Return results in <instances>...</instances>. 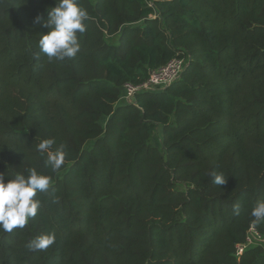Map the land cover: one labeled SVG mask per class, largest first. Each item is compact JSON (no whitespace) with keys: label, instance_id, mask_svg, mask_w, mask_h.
<instances>
[{"label":"trees","instance_id":"16d2710c","mask_svg":"<svg viewBox=\"0 0 264 264\" xmlns=\"http://www.w3.org/2000/svg\"><path fill=\"white\" fill-rule=\"evenodd\" d=\"M78 2L80 50L59 61L34 24L56 0H0V173L51 178L36 217L0 229V264H256L264 243L237 247L251 227L264 238L251 216L264 201V0ZM174 59L186 68L170 87L121 101ZM44 139L64 145L58 171Z\"/></svg>","mask_w":264,"mask_h":264},{"label":"clouds","instance_id":"9594fccd","mask_svg":"<svg viewBox=\"0 0 264 264\" xmlns=\"http://www.w3.org/2000/svg\"><path fill=\"white\" fill-rule=\"evenodd\" d=\"M47 19L37 15L34 24H42L48 28L38 41V48L49 60L64 61L76 56L80 50L78 33L85 31L84 21L88 19L86 9L80 6L78 0H56L55 6L46 10ZM55 141L44 139L36 144V150L46 154V165L53 171H58L65 163L66 153L64 145L53 150ZM213 182L224 185L227 180L222 174L213 173ZM51 178L39 173L35 168L29 169L28 175L16 174L14 178L5 181L4 174L0 173V229L12 232L17 228H24L30 218L37 215L40 201L36 199L38 192L49 189ZM239 214L240 205L233 206ZM256 222L264 220V201L258 202L251 211ZM55 241L53 235H40L31 240L30 250L40 251L47 249Z\"/></svg>","mask_w":264,"mask_h":264},{"label":"built area","instance_id":"2783aa9c","mask_svg":"<svg viewBox=\"0 0 264 264\" xmlns=\"http://www.w3.org/2000/svg\"><path fill=\"white\" fill-rule=\"evenodd\" d=\"M185 68L186 63L184 60L174 59L170 61L157 71L152 72L149 80L143 84L138 86L131 84L125 85L121 101H124V104H133L135 102V96L138 93H155L165 90L179 79L181 74L185 71ZM263 243L264 238L254 227H251L248 231L245 243L237 247V257L240 258L246 249L252 246L262 245Z\"/></svg>","mask_w":264,"mask_h":264},{"label":"rangeland","instance_id":"374dc122","mask_svg":"<svg viewBox=\"0 0 264 264\" xmlns=\"http://www.w3.org/2000/svg\"><path fill=\"white\" fill-rule=\"evenodd\" d=\"M113 42L116 43L117 40H114ZM122 102L124 103V101H122ZM161 142H162V133H161V130H159L158 134L155 136V138H154V140H153V143H154L156 146L160 147ZM256 264H264V256H263V257H260V258L258 259V261H257Z\"/></svg>","mask_w":264,"mask_h":264}]
</instances>
